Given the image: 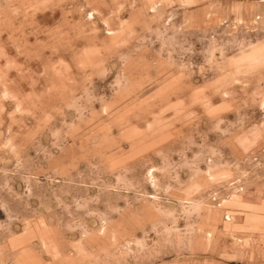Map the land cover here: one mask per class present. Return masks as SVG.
Returning a JSON list of instances; mask_svg holds the SVG:
<instances>
[{
	"label": "rangeland",
	"instance_id": "374dc122",
	"mask_svg": "<svg viewBox=\"0 0 264 264\" xmlns=\"http://www.w3.org/2000/svg\"><path fill=\"white\" fill-rule=\"evenodd\" d=\"M0 264H264V0H0Z\"/></svg>",
	"mask_w": 264,
	"mask_h": 264
}]
</instances>
